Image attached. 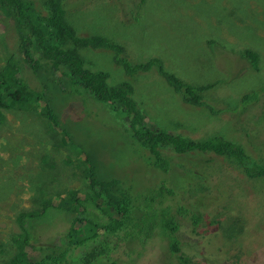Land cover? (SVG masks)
<instances>
[{"label": "rangeland", "instance_id": "1", "mask_svg": "<svg viewBox=\"0 0 264 264\" xmlns=\"http://www.w3.org/2000/svg\"><path fill=\"white\" fill-rule=\"evenodd\" d=\"M32 1L42 3V0ZM205 1L217 9L212 13L211 7L200 5V0H146L139 9L141 22L129 27L116 17L125 8L126 0L121 3L72 0L69 19L79 33L98 34L120 43L135 62L160 58L168 71L185 81L196 86L211 85L203 100L213 111L185 104L161 77L152 76L146 85L136 80L135 98L146 122L173 131L188 141L225 138L243 146L252 159L264 165V99L242 110V114L231 111L237 108L243 94L264 87V0ZM208 21L217 31L208 26ZM9 22L0 16V69L12 66V62L24 69L18 55L17 36ZM232 22L238 27L228 25ZM209 39L217 41L220 55L216 47L208 48ZM245 50L258 55L257 71L247 68L239 58ZM230 52L238 53L233 54L238 63ZM81 53L89 66L96 67L99 55L85 49ZM233 72L237 74L229 76ZM94 106L93 114L97 110L102 116L114 119L109 124L115 125V120H119L120 115L115 119L105 105ZM40 109L10 110L1 117L0 264H5L13 252L11 241L19 233L20 212L39 209L42 200H59L72 190L83 198L89 193L83 175L85 167L81 165L83 157L62 144L63 136L48 128ZM110 152L118 169L126 172L136 166L133 159L137 160L142 153L134 142ZM167 152L173 159L174 175L170 182L177 192L174 201H170L172 215L181 219L173 205L207 215L198 228L191 221L182 220V253L191 255L187 262L264 264V179L248 178L243 168L228 156L216 158L201 151ZM167 176L149 171L144 181L154 183ZM213 221L219 222V227L215 224L212 230ZM55 222L57 231L69 227L64 217ZM46 244L50 245L51 239ZM164 247L167 244L164 246L157 240L145 248L128 244L117 257L120 264H170L173 256Z\"/></svg>", "mask_w": 264, "mask_h": 264}, {"label": "trees", "instance_id": "2", "mask_svg": "<svg viewBox=\"0 0 264 264\" xmlns=\"http://www.w3.org/2000/svg\"><path fill=\"white\" fill-rule=\"evenodd\" d=\"M70 1L42 0L40 5L32 0H0V16L11 21L24 66L17 68L12 62V66L0 69V126L6 111L41 108L39 114L48 121V128L61 134L62 144L83 157L81 165L85 167L83 175L89 189L85 198L72 190L65 198L42 200L39 209L20 212L19 233L12 237L13 252L5 264H120L117 255L125 245L145 248L155 240L167 244L164 248L173 256L170 264H190L187 261L191 255L182 253V220L198 228L207 215L176 205L173 206L181 219L172 215L170 201L177 192L170 182L173 159L167 151H201L216 158L231 157L250 179H264V165L252 159L243 146L225 138L188 141L146 122L135 98L136 80L146 85L152 76L161 77L185 104L213 111L203 100L211 85L196 86L185 81L168 71L160 58L135 62L120 43L98 34L79 33L69 19V11L73 10ZM145 3L146 0H126L117 19L129 27L136 26L141 22L139 9ZM201 4L211 7L212 13L217 9L205 0H200ZM228 25L238 27L233 22ZM208 26L217 31L209 21ZM164 40L167 42V37ZM216 44L215 39L206 43L209 49L216 47L218 53ZM82 49L100 56L96 67L88 65ZM230 53L238 63L233 56L238 53ZM239 58L247 68L257 71L255 52L245 50ZM262 99L263 86L243 94L237 108L231 111L242 114V110ZM96 103L105 105L115 119L120 115L115 125L108 123L114 119L102 116L96 108V115L92 113ZM133 142L142 153L133 159L136 166L130 172L120 171L114 155L108 153ZM149 171L168 176L154 183L145 182ZM139 184L144 185L139 188ZM63 217L69 227L57 231L55 221ZM215 224L219 227V222L213 221L212 230ZM47 239H51L50 245Z\"/></svg>", "mask_w": 264, "mask_h": 264}]
</instances>
